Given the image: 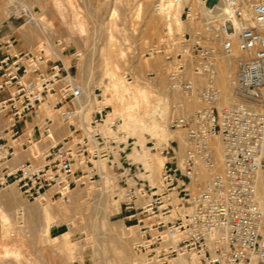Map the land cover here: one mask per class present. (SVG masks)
<instances>
[{"label":"built area","instance_id":"built-area-1","mask_svg":"<svg viewBox=\"0 0 264 264\" xmlns=\"http://www.w3.org/2000/svg\"><path fill=\"white\" fill-rule=\"evenodd\" d=\"M163 1L162 35L147 54L165 58L169 89L199 107L170 118L185 134L182 158L178 140L152 142L169 157L158 188L136 181L124 191L130 264H264V0H173L177 9ZM67 51L62 40L22 50L13 34L0 36V187L16 185L28 200L52 191L70 202L118 144L101 131L111 106L99 88L84 89L79 55L66 62ZM226 57L228 92L219 84ZM129 166L131 174L137 164Z\"/></svg>","mask_w":264,"mask_h":264},{"label":"rangeland","instance_id":"rangeland-1","mask_svg":"<svg viewBox=\"0 0 264 264\" xmlns=\"http://www.w3.org/2000/svg\"><path fill=\"white\" fill-rule=\"evenodd\" d=\"M156 2L157 0H0V36L13 34L22 50L32 49L49 37V40L55 42L62 40L68 47L64 54L66 62L73 58L74 53L79 55V78L86 87L99 88L104 94L106 105H109L106 101L112 97V93L106 89L109 79L104 72V63L114 59L116 61L120 50L125 51L124 58L117 59L121 72L128 82L151 89L154 100H162L166 119L163 134L153 136L151 133H124V121L120 117L115 118L117 126L112 128L114 132L106 134L116 136L118 144L109 154L110 157L106 156L98 163V167L100 163H104L106 176L100 170L101 174L95 177L94 182L72 192L68 203L56 197L51 200L52 191L38 199L28 200L16 185L0 187V209L10 218L8 228H4L0 217V264L132 262L135 256V229L130 235L125 228L124 214L121 212L123 194L127 186L136 181L146 183L155 191L163 169L151 171L144 164L145 157L142 161H135L133 154H147L153 160L165 157L166 162L169 157L166 158L161 150H152L150 147L155 141L167 145L171 139L179 141V147L174 144L178 158H182L185 152L184 131L173 130L169 123L172 99L167 92L165 58L160 54H147L150 46L161 37L165 23L161 14L155 10ZM16 4L32 9L44 26L43 29L17 13L8 18L6 13L12 11L11 8ZM147 20L152 21L149 31L146 29ZM81 24L84 27L82 30ZM180 28H184V24ZM173 100H181L179 103H183L180 95L173 96ZM110 108L112 111L113 106ZM183 112L184 110L179 111ZM6 119L4 114L0 115V130L7 122ZM107 124L106 122L102 128L105 129ZM133 160L137 167L133 166L130 174L129 162ZM139 162L141 163L138 164ZM97 199L101 200L103 207H97ZM50 214L55 221L46 232L43 228ZM71 222L73 224H69ZM65 232L70 234L69 247L61 236ZM8 249H17L19 255L10 252L3 258Z\"/></svg>","mask_w":264,"mask_h":264},{"label":"bare ground","instance_id":"bare-ground-1","mask_svg":"<svg viewBox=\"0 0 264 264\" xmlns=\"http://www.w3.org/2000/svg\"><path fill=\"white\" fill-rule=\"evenodd\" d=\"M163 5L166 9H177L176 3L173 0H164ZM8 6H9V4H8ZM147 6H149V5H147ZM11 9H12V11L6 13L7 14L6 16L8 18H11L13 16V14L17 13L18 15L25 16L26 20H28L29 22L35 23L36 25H38L40 27L42 26L39 19H37V17L34 15L33 10L30 9L28 6L16 4ZM178 9L180 10L179 7H178ZM178 21L177 22L179 24H181L180 20H178ZM43 27L44 26H42L41 28L43 29ZM153 27H154V25H153ZM83 28L84 27L82 25L81 30ZM151 28H152V21L147 20L146 21L147 31H149ZM51 37H52V34H51ZM49 39H51V38L49 37ZM49 39H47V40H49ZM112 40L114 41V39H112ZM111 48H113V47H111ZM113 54H114V52H113ZM113 54H111V55H113ZM125 54H126L125 51L120 50V52L117 54L119 56H116V57H117V59H118V57L121 59V58H124ZM108 58H110V57H108ZM117 59H116V61H115V59H114V61L108 60V61H105L106 63H104V64H106V65H104L106 67L104 72H105V75L109 79V82L106 85V89H107V91H110L112 93V97L107 99L106 103L113 106V110L110 111L108 114V118H107L108 124L106 127H104L105 129H103L102 127L105 126L106 124L101 127L102 133L104 135L111 136V135L106 134V133L114 132L112 129L113 128L112 125L115 123L114 119L117 117H120L124 121V123L122 124V125H124V130H123L124 133H128V134L151 133L153 136L162 135L164 127H165V122H166V119H165L164 114H163L164 107H163L162 100L161 99L154 100L151 97V89L147 88L146 86H141L139 84L137 85L135 83L133 84L132 82H128L127 79L125 78L124 74L121 72V66H120V63L118 62L119 60L117 61ZM233 59L234 58H227V57L224 58L223 63L221 64V67L219 70V84L221 85V87L223 88V90L225 92L230 91V88H231V76L233 74V62H234ZM220 71H221V77H220ZM80 81H81V79H80ZM81 83H82L85 90L91 88L89 86L86 87L84 85L83 81H81ZM167 92H168V95L171 96V99H172L171 100L172 112L169 116V122H170L171 116L180 111L181 106L183 107V109L185 111H194L195 109H197L199 107V103L197 100L186 101L185 97L183 95H181V93L178 91H172L168 87ZM178 95L182 96V102L183 103H179V101L181 102V100H173V96H178ZM185 102H187V103H185ZM45 109L47 111H49V106L47 104L45 106ZM215 148H216V158L218 160V166L220 169H222L223 148H222L221 143H217ZM136 155H137V157H136ZM133 157H134L135 161H142L145 157L146 161L144 164H147L149 166V168H147V169H149L151 171L154 169H159V168L161 169L165 165V159H164L165 157L153 160L147 154H146V156H144L143 153H139V152H135L133 154ZM166 158H167V156H166ZM99 162L100 161L97 162V166H98ZM99 169L102 171L103 175L106 176L105 165L103 162L99 164ZM49 192H47V193H49ZM50 197L52 200L53 199V192H51ZM100 199H97L98 201H97V203H95V204H97V207L101 206V200ZM101 207H103V205ZM0 217L2 219V223L4 225V228H8V226L10 224V218L1 209H0ZM47 219L48 220L46 221L47 222L46 226L43 228L46 232L49 230L51 224L54 223V221H55L54 217L51 214L48 216ZM69 224H73V222H71ZM69 235H70L69 232H65L61 235L67 247H69L70 242H71ZM123 243L126 244L125 241ZM10 252H13V253H16L17 255H19L18 254L19 251L17 249L11 250V251L8 249L5 251L6 254L3 256V258L7 257V255Z\"/></svg>","mask_w":264,"mask_h":264}]
</instances>
